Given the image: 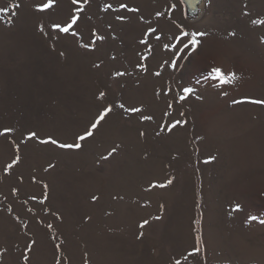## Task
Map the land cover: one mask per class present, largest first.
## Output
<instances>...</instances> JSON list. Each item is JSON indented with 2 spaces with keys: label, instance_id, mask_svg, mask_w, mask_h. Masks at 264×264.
I'll return each instance as SVG.
<instances>
[{
  "label": "rangeland",
  "instance_id": "obj_1",
  "mask_svg": "<svg viewBox=\"0 0 264 264\" xmlns=\"http://www.w3.org/2000/svg\"><path fill=\"white\" fill-rule=\"evenodd\" d=\"M48 2L0 0V264H264V0Z\"/></svg>",
  "mask_w": 264,
  "mask_h": 264
},
{
  "label": "snow or ice",
  "instance_id": "obj_2",
  "mask_svg": "<svg viewBox=\"0 0 264 264\" xmlns=\"http://www.w3.org/2000/svg\"><path fill=\"white\" fill-rule=\"evenodd\" d=\"M78 0H73V3H77ZM54 3V0H49L48 3L44 4L42 7H41V10H44V9H47L49 7L52 6V4ZM18 7V5H16ZM107 7H111V5H108ZM121 7H127L126 5H121ZM0 11H4V12H7L8 11V8H3V9H0ZM159 15V13L157 14ZM76 17H73L72 19V23H70L67 27H64L62 30L67 32L69 31V29L72 27V24H74L76 22ZM254 23H264V21H254ZM55 27L59 28L60 25H55ZM187 35V33L185 34ZM197 34H193V39L190 41V43L195 46V45H198L199 44V41L195 39V36ZM198 35H204V33H199ZM213 73L215 74V78L220 80L222 83H230L232 82L233 80L237 79L236 77V74L235 73H229L227 75H225L222 70L220 68H214L213 70ZM185 93H189L192 91V89L190 88H186L184 89ZM184 97H181V99H183ZM252 103H256V104H264V100H253L251 101ZM235 103V101H234ZM122 107V105H121ZM107 111H111V109H107ZM132 111H139V109H132ZM106 114V113H105ZM100 119H103V115H101ZM97 125L94 124L93 127L95 128ZM12 131V129H5V132H10ZM32 136H35L36 133H31ZM88 135H91V133L89 132ZM80 139H84V137H80ZM52 143H56V141H51ZM62 147H76V148H79L80 145L79 144H75V145H61ZM239 207V205L237 206ZM251 219H256V217H251ZM145 223H147L145 221ZM261 223H264V221H261Z\"/></svg>",
  "mask_w": 264,
  "mask_h": 264
},
{
  "label": "water",
  "instance_id": "obj_3",
  "mask_svg": "<svg viewBox=\"0 0 264 264\" xmlns=\"http://www.w3.org/2000/svg\"><path fill=\"white\" fill-rule=\"evenodd\" d=\"M184 2H185V6H186L188 13L195 14V12L197 11L199 7L201 0H184Z\"/></svg>",
  "mask_w": 264,
  "mask_h": 264
},
{
  "label": "bare ground",
  "instance_id": "obj_4",
  "mask_svg": "<svg viewBox=\"0 0 264 264\" xmlns=\"http://www.w3.org/2000/svg\"><path fill=\"white\" fill-rule=\"evenodd\" d=\"M199 6H200V4H199Z\"/></svg>",
  "mask_w": 264,
  "mask_h": 264
}]
</instances>
